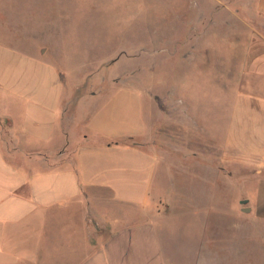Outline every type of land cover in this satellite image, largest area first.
<instances>
[{
	"label": "crops",
	"instance_id": "obj_1",
	"mask_svg": "<svg viewBox=\"0 0 264 264\" xmlns=\"http://www.w3.org/2000/svg\"><path fill=\"white\" fill-rule=\"evenodd\" d=\"M21 6L0 0V264H167L148 213L157 158L141 145L142 92L132 83L71 92L54 61L64 27L47 22L38 32ZM257 8L264 15V0ZM253 43L221 163L250 170L238 182L254 184L245 207L256 223L264 222V40ZM246 251L264 264L261 249Z\"/></svg>",
	"mask_w": 264,
	"mask_h": 264
},
{
	"label": "rangeland",
	"instance_id": "obj_2",
	"mask_svg": "<svg viewBox=\"0 0 264 264\" xmlns=\"http://www.w3.org/2000/svg\"><path fill=\"white\" fill-rule=\"evenodd\" d=\"M19 1L38 32L47 22L64 27L54 61L71 92L125 83L142 92L141 145L157 158L148 213L167 264H260L246 250L264 252V222L243 210L251 200L241 202L254 184L238 182L250 170L221 163L237 74L264 40L257 0Z\"/></svg>",
	"mask_w": 264,
	"mask_h": 264
},
{
	"label": "water",
	"instance_id": "obj_3",
	"mask_svg": "<svg viewBox=\"0 0 264 264\" xmlns=\"http://www.w3.org/2000/svg\"><path fill=\"white\" fill-rule=\"evenodd\" d=\"M241 202H242L243 204H247V203H249V199L245 198V199L241 200ZM243 210H244L245 212H249V211L251 210V208H250V207H244Z\"/></svg>",
	"mask_w": 264,
	"mask_h": 264
}]
</instances>
